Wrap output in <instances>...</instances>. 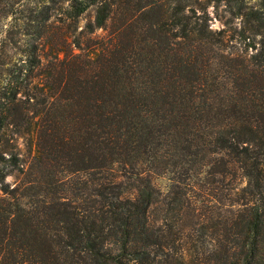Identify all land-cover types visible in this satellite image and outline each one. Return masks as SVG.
<instances>
[{"label":"trees","instance_id":"trees-1","mask_svg":"<svg viewBox=\"0 0 264 264\" xmlns=\"http://www.w3.org/2000/svg\"><path fill=\"white\" fill-rule=\"evenodd\" d=\"M0 17V264H264V0Z\"/></svg>","mask_w":264,"mask_h":264},{"label":"rangeland","instance_id":"rangeland-1","mask_svg":"<svg viewBox=\"0 0 264 264\" xmlns=\"http://www.w3.org/2000/svg\"><path fill=\"white\" fill-rule=\"evenodd\" d=\"M210 8L211 7H209V9ZM86 18H88V17L86 15H83L78 20L77 28H76L73 36L79 35L78 31L81 29L83 24L86 22ZM8 20H9V17H5V18L4 17H0V33L2 32V30L5 29V27H6L7 23H8ZM66 22L63 25H59V26L62 27L61 28L62 30H67L68 31V30H70V27H68L66 25ZM66 27H67V29H66ZM210 27L212 29H214V30H220V29L226 30V32L224 34L225 35V50H234V48L232 46L238 45V43L236 42V34H235V32H233L232 30H230L227 27H225L219 19L213 17L211 22H210ZM10 31H11V33L9 34L10 37L12 39L16 38L17 34H18L17 33L18 32V28L17 27H13ZM92 35L95 36L97 39L105 38L106 35H107V31L106 30H102V29L99 28V29H96ZM54 37H55V38H53L54 40L58 39V35L57 34H55ZM80 38H81L80 39L81 42L83 43V41L85 40L86 37H85V35H82ZM69 47H71V46H69ZM242 48H243V44H241L239 46V51H240V49L242 50ZM74 51H76V49H74ZM246 51H247V53L252 52V50H250V47H248ZM60 56H62V53H60ZM17 142H18L19 153L22 156H24L26 154V152H27V145L25 144V141H21L20 139H18ZM5 180L8 181L10 184H12L11 177L7 176ZM153 181H154L155 184H157L161 188L164 187L165 184H166L165 178H163L161 176H155L153 178Z\"/></svg>","mask_w":264,"mask_h":264}]
</instances>
